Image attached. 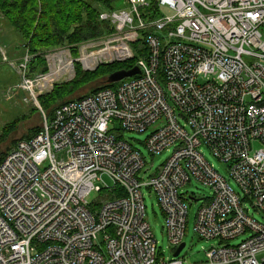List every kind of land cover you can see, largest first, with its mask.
Returning a JSON list of instances; mask_svg holds the SVG:
<instances>
[{
    "label": "built area",
    "instance_id": "built-area-1",
    "mask_svg": "<svg viewBox=\"0 0 264 264\" xmlns=\"http://www.w3.org/2000/svg\"><path fill=\"white\" fill-rule=\"evenodd\" d=\"M123 1L100 12L110 33L49 50L45 72L30 75L28 50L19 59L20 81L5 94L18 90L37 104L57 81L76 78L77 66L94 71L139 54L141 72L61 104L53 117L42 110V130L7 151L0 264H188L160 255L143 189L158 196L175 253L198 201L182 190L193 179L212 189L196 210V234L220 242L249 236L191 264H264V219L246 206L264 218V0ZM154 124L149 154L173 151L144 179L145 156L122 131ZM203 145L229 178L205 158ZM118 186L126 194L112 197ZM93 192L101 197L90 202Z\"/></svg>",
    "mask_w": 264,
    "mask_h": 264
},
{
    "label": "rangeland",
    "instance_id": "rangeland-1",
    "mask_svg": "<svg viewBox=\"0 0 264 264\" xmlns=\"http://www.w3.org/2000/svg\"><path fill=\"white\" fill-rule=\"evenodd\" d=\"M86 1H91L99 12L111 8L101 2H95L92 0ZM123 3V0L116 2L117 5ZM166 12L168 11L166 10ZM25 42L26 39L23 38L21 32L8 22L3 13L0 12V139L7 136L0 142V157L6 153L9 148L14 147L19 140L24 139L23 137L32 134L34 129L40 127L42 123L43 106L40 103V98H38L37 104V101L34 98L29 97L26 93L18 90L9 92V96L5 94L8 89L16 87L20 81L17 67L20 63V57L26 53L24 47ZM48 51L42 55L43 58H45V54ZM76 55L77 54H75V56ZM74 79H61L56 82L55 87L63 83L72 82ZM105 79L106 77L83 86L77 90L71 98L87 94L93 89L104 85ZM115 127L118 129L119 124H116ZM154 129L155 124L149 127L145 132L128 130L122 131L123 138L132 143L136 148L140 149L145 156L147 165L141 173V177L144 179H147L149 175L153 174L157 168L172 155L173 151V148L171 147L162 154H156L155 156L149 154L145 142ZM201 150L204 153L205 158L215 167V169L220 171V173H222L225 177L229 178L226 166L214 157L208 147L203 145ZM104 180L109 185L113 184L112 180L108 176H105ZM229 182L234 190L242 195L238 185L233 180H229ZM182 190L188 196L189 194L194 193V196L198 199V201H195L190 208L191 215L189 217L188 226L183 240L185 247L179 254L180 257L184 258L186 263L191 264L203 260L206 255V251L212 247H218L224 243L229 245H238L249 236V234H243L228 242H220L218 239L207 240L200 238L195 232L194 217L199 205H201L205 199L211 197L212 189L202 182L193 179V181L184 186ZM143 195L147 212V220L151 225L153 234L157 241V250L160 252L162 257L170 258L174 253H172L169 247V239L165 229L166 219L159 204L158 196L154 191L147 188L143 189ZM100 197V193L93 192L89 197V201L98 200ZM246 206L250 208V213H253L257 220L264 219L261 214H258L257 211L253 210L249 203H246ZM101 241L102 237L100 235L97 243H101Z\"/></svg>",
    "mask_w": 264,
    "mask_h": 264
},
{
    "label": "trees",
    "instance_id": "trees-1",
    "mask_svg": "<svg viewBox=\"0 0 264 264\" xmlns=\"http://www.w3.org/2000/svg\"><path fill=\"white\" fill-rule=\"evenodd\" d=\"M113 7L116 0H92ZM0 12L26 39L25 50L34 56L30 63V75L47 70L43 54L61 46H73L89 39H97L112 31L109 22L100 20V12L91 1L86 0H0ZM146 33H143V37ZM145 43L140 39L139 43ZM74 54L77 52L74 50ZM147 49L140 51V56L145 55ZM139 58L137 54L133 59L101 65L92 72H85L77 66L76 79L63 83L44 95L39 96L43 110L48 117H53L54 111L61 104L72 100L82 99L106 88H115L120 83H108L107 76L118 70H130L136 66ZM106 77L104 85L97 87L87 94L71 98L80 88L95 80ZM42 130L34 129L32 134L23 137L29 139ZM7 136L0 139L3 141ZM11 149V148H9ZM7 153V152H6ZM0 157V162L4 158ZM123 187L114 189L112 197L124 196Z\"/></svg>",
    "mask_w": 264,
    "mask_h": 264
},
{
    "label": "water",
    "instance_id": "water-1",
    "mask_svg": "<svg viewBox=\"0 0 264 264\" xmlns=\"http://www.w3.org/2000/svg\"><path fill=\"white\" fill-rule=\"evenodd\" d=\"M140 69L137 67V66H135V67H133L132 69H130V70H125V69H123V70H118V71H115V72H113V73H111V74H109L108 76H107V82L108 83H115V82H119V81H121V80H123V79H126V78H129V77H132V76H134V75H136V74H140ZM185 247V243L183 242V243H181V245L177 248V250L175 251V253L173 254V256L174 257H177L179 254H180V252L182 251V249Z\"/></svg>",
    "mask_w": 264,
    "mask_h": 264
}]
</instances>
